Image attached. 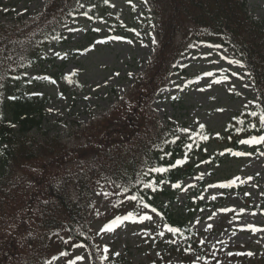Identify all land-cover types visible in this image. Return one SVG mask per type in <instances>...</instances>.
Returning a JSON list of instances; mask_svg holds the SVG:
<instances>
[{
  "label": "trees",
  "instance_id": "16d2710c",
  "mask_svg": "<svg viewBox=\"0 0 264 264\" xmlns=\"http://www.w3.org/2000/svg\"><path fill=\"white\" fill-rule=\"evenodd\" d=\"M150 1L157 17L160 49L149 74L137 79L133 91L109 115L71 132L85 140L71 148L41 130L46 102L29 95L20 81L28 60L33 63L45 47L62 41L58 31L61 16L73 11L75 0H53L42 17L17 31L0 24V264H48L50 251L67 253L68 245L73 244L87 249L92 264L107 263L112 258L95 246L89 226L91 189L99 185L112 190L115 207L116 199L124 198L131 207L147 204L154 208L159 222L168 226V234L182 246L176 252L188 260L193 255L204 258L203 248L187 225L199 206L188 209L186 216L168 209L174 202L168 183L194 174L197 167L192 161L200 163L202 149L209 142L200 137L208 134L205 129L158 130L149 101L174 71L172 60L180 49L178 44L190 38L215 41L242 61L259 92L256 106L234 114L219 137L221 147L236 150L242 147V137L264 135L259 123L264 111V19L250 15L246 0H167V14L163 0ZM253 111L258 113L256 117L250 115ZM253 124L256 127L250 126ZM42 140L45 145L40 144ZM90 145L95 151L87 154ZM86 154L87 159L89 155L93 158L89 165ZM182 157L184 164H176ZM73 160L77 161L71 171L50 179L54 168L52 172L57 173ZM153 168L167 171L153 172ZM35 172L39 174L34 176ZM166 198L170 204L161 209Z\"/></svg>",
  "mask_w": 264,
  "mask_h": 264
},
{
  "label": "rangeland",
  "instance_id": "374dc122",
  "mask_svg": "<svg viewBox=\"0 0 264 264\" xmlns=\"http://www.w3.org/2000/svg\"><path fill=\"white\" fill-rule=\"evenodd\" d=\"M49 1L0 0V24L30 22ZM246 1L250 15L264 19V0ZM77 4V15L66 19L60 29L64 42L47 48L39 57L41 65L25 75L32 92L47 99L43 124L52 135L60 137L66 148L85 142L81 135L69 133L108 114L117 100L129 93L137 77L149 74L147 65L160 48L150 19L154 17L149 0H78ZM162 7L167 14V0H163ZM179 39L176 36L177 43ZM219 49L192 41L186 45L175 60L184 72L171 75L149 105L160 128L170 125L181 131L204 125L210 130L213 141L204 150L208 158L218 148L214 141L218 132H224L227 120L256 99V90L245 78L241 65L232 63L235 59L231 53ZM58 68L66 80L47 81ZM34 78L40 80V86L30 81ZM40 144L46 143L42 140ZM93 151L95 146L90 145L86 152ZM237 153L244 155L232 154L236 159L221 158L218 164L205 159L196 175L182 182L178 195V205L184 204L187 197L217 202L214 208L196 213L191 222L197 242L212 256L207 259L210 264H264L259 252L264 248V142ZM87 154L84 160L89 165L93 158L89 155L91 160L87 159ZM75 161L63 164L57 173L52 172L54 168L50 179L68 173ZM202 180L204 186L198 190ZM224 187L230 189L226 192ZM105 193L98 188L93 191L96 209L91 229L99 248H106L116 264H186L173 252L160 255L162 248L156 237L161 228L151 212L137 210L129 219H123L129 215L126 213L120 222H108L115 212ZM145 215L150 219H140ZM106 225L111 230H106ZM71 252L67 259L54 254L51 264H89L83 249L77 247ZM196 263L208 264L192 258V264Z\"/></svg>",
  "mask_w": 264,
  "mask_h": 264
},
{
  "label": "snow or ice",
  "instance_id": "6c2138e0",
  "mask_svg": "<svg viewBox=\"0 0 264 264\" xmlns=\"http://www.w3.org/2000/svg\"><path fill=\"white\" fill-rule=\"evenodd\" d=\"M108 2V0H105V3H107ZM84 15H87V13H84ZM114 39H121V37H114ZM101 43L103 42V41H100ZM155 41H153V43H154ZM218 47V46H217ZM232 63H239V61H232ZM205 75H211V73H205ZM227 77H225V79H226ZM250 115L251 116H253V117H256L257 115H258V113L257 112H255V111H253V112H251L250 113ZM243 121H241V123H242ZM259 123H260V126H261V128H264V111H262L260 114H259ZM251 127H256V125H250ZM200 127H201V129L204 127V125H200ZM181 131H183V132H187L188 131V129H181ZM201 139H207L208 137L207 136H201L200 137ZM260 142H264V135H261V136H259V137H251L250 139H247V140H241L240 141V143H245V144H254V143H260ZM189 147H190V145H189ZM235 155H244V153H235ZM181 163H183V161H180V160H178V161H176V164H181ZM173 166H175V165H173ZM151 171H153V172H165V171H167V169H165V168H153V169H151ZM145 187H152V185L151 184H146V185H144ZM176 185H174V187H175ZM153 190H155V189H153ZM124 191L126 192L127 191V189H124ZM105 195H107V193H105ZM128 199H130V200H137V197L136 196H129V197H127ZM144 207L145 208H147V207H149V205H147V204H145L144 205ZM153 211L155 212V209H153ZM131 213H129V215L128 216H125V217H123V219H129L130 217H131ZM119 219V218H118ZM140 219H150V217H148V216H141L140 217ZM112 224L114 225L115 224V221H113L112 222ZM165 227H168L167 225H165ZM105 228H106V230H111V227L110 226H105ZM169 231H172V232H176V231H179L178 229H172V228H169ZM161 235H162V233H161ZM105 251H107V249L105 248ZM61 255H67V253H61ZM76 259L77 260H80V259H82V257H76ZM69 264H74V261H69Z\"/></svg>",
  "mask_w": 264,
  "mask_h": 264
}]
</instances>
